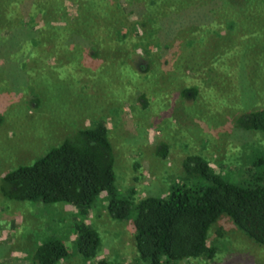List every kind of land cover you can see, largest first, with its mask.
Instances as JSON below:
<instances>
[{
	"label": "rangeland",
	"instance_id": "obj_1",
	"mask_svg": "<svg viewBox=\"0 0 264 264\" xmlns=\"http://www.w3.org/2000/svg\"><path fill=\"white\" fill-rule=\"evenodd\" d=\"M83 1L90 7L70 1L67 13L70 22L77 20L79 33L91 28L97 55L87 48L68 52L53 50L50 43L22 42L23 32L31 29L25 20L28 0H0V177L101 121L114 150L118 193L127 197L131 191L135 203L144 196L166 194L183 176L182 161L191 154L205 157L230 182L246 181L252 167L248 157H264V137L241 131L234 123L241 113L264 108V4L223 3L201 28L175 29L181 36L173 37L168 47H157L133 44L139 41L130 27L133 20L127 22L119 7V38L112 30L105 32L104 10L93 0ZM209 24L213 29L207 30ZM187 87L196 88L195 96H182ZM161 143L168 145L165 158L155 154ZM106 204L99 197L85 218L101 237L96 259L140 264L130 220L110 219ZM77 219V208L67 203L0 196V264H30L32 246L47 235L62 237L75 252L70 223ZM209 243L218 248L214 259L177 264H264V247L225 215L209 230ZM94 262L75 254L63 264Z\"/></svg>",
	"mask_w": 264,
	"mask_h": 264
},
{
	"label": "trees",
	"instance_id": "obj_2",
	"mask_svg": "<svg viewBox=\"0 0 264 264\" xmlns=\"http://www.w3.org/2000/svg\"><path fill=\"white\" fill-rule=\"evenodd\" d=\"M70 1H78L83 8L90 7L83 0H28L25 11L28 19L25 20L31 29L23 32L22 42L39 46L50 43L53 50L58 47L68 52L87 48L97 55L96 47L91 46L94 38L90 35L91 28L86 27L79 33L74 23L77 20L71 19L70 22L67 13ZM93 1L96 8L104 10L101 14L107 16L103 17L105 32L112 30L119 38L123 26L118 12H115L119 7L120 13L128 15L127 22L133 20L130 27L139 37V41L133 44L157 47L162 43L168 47L173 37H180L174 34L175 29L182 32L192 25L201 28L205 18L217 16L224 7L223 3L252 1L264 4V0ZM221 16L224 17L223 14ZM228 23L234 27L233 22ZM209 28L213 29V25L209 24L207 30ZM149 48L144 49V56ZM140 67L143 69L145 66ZM181 94L185 98L193 97L196 88H183ZM234 126L264 137V108L241 113ZM167 153L168 145L165 143L155 149L156 156L160 158H165ZM258 154L252 156V160L248 157L252 167L247 170L246 181L240 178L236 182H230L214 171L205 157L188 155L182 161L183 176L169 185L166 194L144 196L135 203L129 196L131 191L127 197L118 193L115 155L108 127L96 121L68 135L33 163L6 171L0 177V196L4 200L19 202H63L77 208L78 219L70 223V231L75 235L71 240L75 252L69 251L62 237L43 236L41 242L30 250V264H63L75 254L83 260L95 259L93 264H115L105 258L96 259L101 237L85 221L99 197L106 200L110 219L130 220L136 260L140 264H177L201 258L211 260L218 248L209 243V230L222 215L227 216L248 239L264 247V157ZM195 179L202 182L188 184ZM102 195L104 197L101 198Z\"/></svg>",
	"mask_w": 264,
	"mask_h": 264
}]
</instances>
